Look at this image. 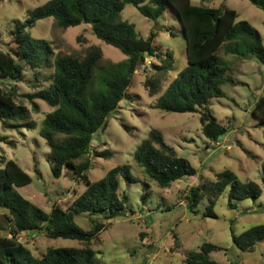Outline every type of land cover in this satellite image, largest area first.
<instances>
[{"label":"trees","instance_id":"obj_1","mask_svg":"<svg viewBox=\"0 0 264 264\" xmlns=\"http://www.w3.org/2000/svg\"><path fill=\"white\" fill-rule=\"evenodd\" d=\"M249 1L264 12V0ZM127 5L134 6L152 20L160 18L168 8L177 14L186 39L187 66L171 82L154 108L170 113H198L202 133L210 143L226 137L229 128L217 119L209 102L225 97L223 84H236L231 67L221 53L255 59L264 65V43L260 32L248 21L239 20L237 11L226 6H197L191 0H49L29 10L27 18L12 31L14 45L8 46L6 51L0 50V84H5L1 79L23 81L26 68L35 71L37 82L42 70H53L48 87L24 97L32 101L35 110L38 109L35 100L44 101L54 109L46 114L40 131L50 148L53 175L60 178L64 171L71 173L76 180L84 182L87 189L70 207L54 205L52 211L46 213L15 190V187L31 184V176L17 162L5 161V166L0 168V208L8 210L10 227L8 235H0V264H94V243L99 242L101 232L107 229V225L100 222L101 218L109 221L134 213L128 197H121L119 193L121 178L131 183L139 182L129 164L111 169L96 182H91L86 174L92 168L94 135L107 127L109 118L124 100L136 71L148 58L162 60L163 64L154 65L157 71L172 70L175 65L173 53L160 52L159 46L155 45L154 34L144 38L134 24L122 19ZM47 18H54L63 29L90 25L99 40L119 49L127 60L110 68L103 67L104 52L99 46L89 47L83 57L57 54L49 41L34 39L29 32ZM98 71L102 74L101 88L94 91L92 85ZM6 86H0L3 128H34V123L28 122L29 108L18 102V89ZM159 86L158 79L145 81L150 96L159 93ZM252 115L264 124V96L257 101ZM94 156L108 159L113 156V151L97 152ZM134 158L148 177L163 189L198 173L157 129L150 131L137 147ZM227 188H230L231 209L236 208L237 200H258L263 194L258 183L241 182L233 171L224 170L214 181L197 183L188 189L185 195L188 208L197 213L200 202L207 199L209 204L204 216L217 219V200ZM146 198L145 195L143 199ZM81 213L89 215L92 230L85 231L75 222V216ZM2 230L4 228L0 226V232ZM22 233H45L50 239L76 240L82 247L48 248L44 255L37 257L19 240ZM233 241L241 251H254L258 243L264 242V224L256 225L240 236L234 234ZM220 250H223L221 246L205 243L199 250L187 252L184 264H219L211 254Z\"/></svg>","mask_w":264,"mask_h":264},{"label":"rangeland","instance_id":"obj_2","mask_svg":"<svg viewBox=\"0 0 264 264\" xmlns=\"http://www.w3.org/2000/svg\"><path fill=\"white\" fill-rule=\"evenodd\" d=\"M49 0H2L0 2V50L6 51L12 43V31L27 18V12L44 5ZM194 5L219 8L226 6L237 11L239 20L248 21L256 28L264 43V12L249 0H191ZM124 21L134 24L144 38L155 35V45L160 52H172L175 65L172 70L157 71L161 59H147L133 75V80L120 107L108 120L105 129L95 133L91 154L92 168L86 172L91 182L101 180L113 168L129 164L132 174L139 182L120 181V196L128 197L134 213L114 220L100 222L107 225L101 232L99 242L94 243V264H184L186 253L199 250L205 243L221 246L211 258L219 264H264V242L254 251H241L233 241L250 228L264 224V124L252 115L257 101L264 96V65L255 59H242L235 55L221 56L231 67L235 85L225 83L223 98H213L209 108L217 119L229 128L226 137L210 143L202 133L198 113H170L154 108L165 94L171 82L187 66L186 39L177 14L168 8L157 20L143 16L137 8L127 5L121 14ZM34 39L49 41L57 54L83 57L91 46L103 49V67L120 64L127 56L119 49L99 40L90 25L63 29L54 18L39 21L29 31ZM173 33V34H172ZM14 45V44H13ZM12 45V47H13ZM51 68L42 70L40 80H35V71L26 68L23 81L1 79L0 86L18 89V102L29 108L28 122L34 128L4 129L0 123V168L5 161L13 160L28 173L32 183L15 190L25 199L46 213L54 205L68 208L82 195L87 185L76 180L71 173L63 172L56 178L52 172L50 148L40 135L47 113L52 112L47 103L35 100L38 109L26 96L50 85ZM100 71L95 76L92 89L101 88ZM148 78L159 80V93L150 96L145 87ZM161 131L166 142L175 148L178 155L188 159L197 169V176L174 182L167 189L151 180L137 163L134 153L150 131ZM113 151L111 158L94 156L97 152ZM224 170L233 171L241 182L258 183L263 194L258 200H237L236 208L229 207L230 188L217 200L215 212L218 218L205 217L209 204L200 202L197 213L188 208L185 195L197 183L214 181ZM149 194V196H147ZM146 195V200L143 197ZM9 212L0 208V235L9 233ZM75 222L85 231L93 228L89 215L75 216ZM19 240L35 256L41 257L48 248L82 247L71 239H50L47 234L22 233ZM178 242V244L176 243Z\"/></svg>","mask_w":264,"mask_h":264}]
</instances>
